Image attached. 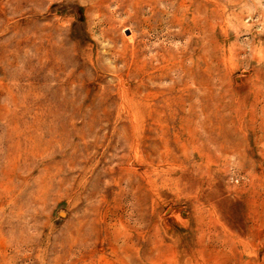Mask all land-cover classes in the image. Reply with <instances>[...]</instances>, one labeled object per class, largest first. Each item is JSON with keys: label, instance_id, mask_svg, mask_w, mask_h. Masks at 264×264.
<instances>
[{"label": "rangeland", "instance_id": "rangeland-1", "mask_svg": "<svg viewBox=\"0 0 264 264\" xmlns=\"http://www.w3.org/2000/svg\"><path fill=\"white\" fill-rule=\"evenodd\" d=\"M0 264H264V0H0Z\"/></svg>", "mask_w": 264, "mask_h": 264}, {"label": "bare ground", "instance_id": "bare-ground-1", "mask_svg": "<svg viewBox=\"0 0 264 264\" xmlns=\"http://www.w3.org/2000/svg\"><path fill=\"white\" fill-rule=\"evenodd\" d=\"M180 20V19H179ZM180 22V21H179ZM189 30V29H188ZM186 33V32H185ZM134 211V210H133ZM124 241V240H123Z\"/></svg>", "mask_w": 264, "mask_h": 264}]
</instances>
